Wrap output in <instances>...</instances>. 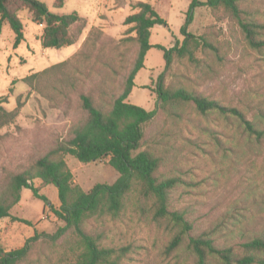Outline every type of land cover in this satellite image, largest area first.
<instances>
[{"label": "rangeland", "instance_id": "1", "mask_svg": "<svg viewBox=\"0 0 264 264\" xmlns=\"http://www.w3.org/2000/svg\"><path fill=\"white\" fill-rule=\"evenodd\" d=\"M41 1L59 14L76 11L85 24L75 46L59 49L41 46L43 24L32 21L27 9L17 11L24 35L17 47L13 46V31L7 23L2 24L0 97H6L2 104L7 110L16 107L18 96L23 104L15 120L0 128V191L12 174L68 138L71 127L85 119L78 93H87L98 107L109 108L110 92L113 95L121 91L138 52L137 42L129 39L136 35L128 30L131 24H124L125 17L136 11L132 5L138 0H63L61 8L54 7L55 0ZM143 1L154 7L165 24L151 29L152 47L134 78L127 101L153 110L157 106L154 90L163 75L166 85L184 86L223 105L242 109L248 119L264 128V51L249 47L240 28L222 9L212 12L208 6H198L186 29L199 40L198 44L188 45L193 59L174 56L165 69L163 50L156 45L181 46L184 35L180 28L191 0ZM240 2L264 22V0ZM63 61H70L83 76L76 73L79 80L73 94L55 106L22 78ZM115 70V78L110 76L113 82L102 84V77ZM104 86L112 89L102 95ZM180 108L181 118L176 119L158 109L144 126L142 146L163 158L158 177L181 179L173 191L174 207L187 212L194 231L217 222L233 230L227 236L221 235L219 241H235L259 231L264 227V137H249L235 122L218 114L201 116L189 104ZM108 158L83 163L65 156L74 183L85 191L117 179L118 173L108 164ZM33 183L46 200L34 197L28 188L21 190L20 201L9 212L30 224L10 217L0 219V242L5 250L22 246L35 230L53 234L64 225L50 208L60 205L55 185H44L40 179ZM154 207L153 198L131 191L117 215L91 218L86 230L98 236L102 245L125 248L118 264H196L185 242L168 250L175 230L166 219L155 218ZM75 239L72 231L55 242L40 237L31 242L29 255L20 264H74Z\"/></svg>", "mask_w": 264, "mask_h": 264}, {"label": "trees", "instance_id": "2", "mask_svg": "<svg viewBox=\"0 0 264 264\" xmlns=\"http://www.w3.org/2000/svg\"><path fill=\"white\" fill-rule=\"evenodd\" d=\"M63 4V0H55L54 7L61 8ZM198 6H208L212 12L222 9L240 28L249 47L258 52L264 51V22L245 8L240 0H191L180 28L184 35L181 46L176 44L165 48L156 45L163 50L165 69L170 66L174 56L193 59L188 45L198 44L199 40L186 29L193 18V10ZM132 8L136 11L125 17L124 24H131L128 30L134 31L136 35L129 39L133 38L137 42L138 52L121 91L113 95L110 92L109 108H100L91 95L78 93L81 107L86 111L85 119L71 127L68 138L59 141L27 168L12 174L0 191V219L10 217L30 224L28 220L9 212L20 201L21 190L28 188L34 197L46 200L34 185V179H40L44 185H55L60 205L59 208H50L64 225L58 227L53 234L38 233L35 230L22 246L12 250H5L0 242V264H20L27 259L32 241L46 237L55 242L68 231H72L76 237L74 264H118L125 248L102 245L98 236L86 230V224L91 218L117 215L134 190L153 198L155 218L166 219L174 228L175 233L168 244V250H175L185 242L194 255L196 264H264V227L257 232L242 235L235 241H219L221 235L227 236L233 232L226 230L220 222L211 224L202 231H194L193 221L187 218V212L173 205V191L179 187L181 179L177 176L158 177L156 173L163 158L149 148H142L144 126L152 120L158 109L176 119L181 118L180 107L188 104L201 116L215 113L226 121L235 122L249 137L263 138L264 128L248 119L242 109L223 105L216 99L184 86L166 85L163 75H160L156 83L154 92L157 95V106L153 110H145L127 101L134 86V78L144 65L148 49L152 47L149 41L151 29L156 24H165L163 17L148 2L138 0ZM20 9H27L32 21L43 24L39 37L43 48L59 49L74 44L85 24L76 11L59 14L51 11L41 0H0V28L3 23L8 24L14 33V47L24 39L23 25L17 15ZM70 61L31 73L24 76L22 81L57 106L67 100L76 89L79 80L76 73L83 76V72ZM109 74L102 77V84L112 83L110 76L115 78L117 72L115 70ZM104 88L102 95L112 89ZM5 101L6 97H0V128L15 120L23 104L21 96H18L16 107L7 110L2 104ZM66 155L83 163L95 162L108 156L107 162L118 173V177L113 183H98L85 191L74 183L73 174L65 160Z\"/></svg>", "mask_w": 264, "mask_h": 264}, {"label": "crops", "instance_id": "3", "mask_svg": "<svg viewBox=\"0 0 264 264\" xmlns=\"http://www.w3.org/2000/svg\"><path fill=\"white\" fill-rule=\"evenodd\" d=\"M71 46H75L74 44H72Z\"/></svg>", "mask_w": 264, "mask_h": 264}]
</instances>
